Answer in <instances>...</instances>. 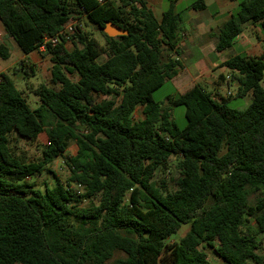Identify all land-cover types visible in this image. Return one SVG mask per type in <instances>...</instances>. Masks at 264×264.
<instances>
[{
    "label": "trees",
    "instance_id": "1",
    "mask_svg": "<svg viewBox=\"0 0 264 264\" xmlns=\"http://www.w3.org/2000/svg\"><path fill=\"white\" fill-rule=\"evenodd\" d=\"M177 1L157 20L144 0H0V23L24 54L45 44L53 85L34 89L40 105L31 108L11 75L34 76V65L20 60L13 73H0V264H213L202 244H216L224 264H264L257 238L264 234V53L222 63L236 83L233 97L251 95L244 109L200 84L168 95L166 105L156 101L153 91L180 66ZM231 1L237 8L219 30L217 52L244 24L264 28V0ZM204 8L203 0L189 6ZM71 19L78 20L71 49L63 37L45 43ZM108 21L128 34L107 36ZM82 27L99 30L105 46ZM9 55L1 42L0 58ZM179 105L183 128L172 119ZM43 131L41 159L18 160L10 136L35 140ZM59 157L69 169L65 182L46 167ZM172 161L177 188L166 191L153 176ZM43 172L55 182L41 189L34 178ZM183 224L187 232L168 241ZM116 251L125 256L113 259Z\"/></svg>",
    "mask_w": 264,
    "mask_h": 264
},
{
    "label": "rangeland",
    "instance_id": "2",
    "mask_svg": "<svg viewBox=\"0 0 264 264\" xmlns=\"http://www.w3.org/2000/svg\"><path fill=\"white\" fill-rule=\"evenodd\" d=\"M165 3V9L168 8L169 6V0H163ZM195 0H181L176 8L178 11L181 12L182 15V22L180 23V31H179V45L180 48L184 49L182 46V43L186 40L182 36V31H185L188 33L189 31V23L192 24L194 21H205L207 18H209L208 15H205V13L200 12V11H194L191 13H195L193 16H189V6L194 2ZM164 9V10H165ZM207 13L211 14L212 10H208ZM188 18V22L184 23V21ZM190 18V19H189ZM83 22V20H82ZM81 22V23H82ZM82 29L87 32L91 37L96 39L99 44L104 47L105 42L102 34L100 33L99 30L96 28H90V27H82ZM190 33V31H189ZM9 39L13 42L14 47L12 45H9ZM4 42L7 45H9L10 48V57L8 59H1L0 58V69L8 68L6 71L11 74L13 73V68L16 65V61L18 60V53L17 51H20L18 46L15 44L13 39L5 34V31L0 24V43ZM16 47V48H15ZM66 47L68 49L72 48V43L69 41L66 43ZM184 56L183 62H185L187 65H190L191 62L196 58L197 53H194L193 50L187 51ZM236 54H242L241 51L236 47L235 44L232 45L231 48L226 49L222 52H219V57H213V61L220 60L223 58H230L233 55ZM36 61H33V59ZM105 59V55H102L98 58L99 62H102ZM28 61H32L36 63V73L32 77H25L23 78V74L21 72H15V74H12L11 76L14 78L15 83L17 87L23 91L24 96L27 99L28 104L30 105L31 108H36L40 105V100L39 98L33 93L34 89L38 87L40 84H46L49 86H53L50 82V69H51V61L49 56L46 54V52H41V53H34L31 58H28ZM11 65V66H10ZM217 81L220 83H224L223 80H219L217 78ZM234 81H230L229 83L231 84V92L232 94L230 95V100L228 101V106L232 108H237V109H244L247 105V102L250 101L249 98L243 97H233L236 91V87L234 84H232ZM203 84H206L205 81H202ZM220 90L223 93L227 92V86L226 85H221ZM177 94V88L176 85L168 80L164 82V84L153 91L152 97L159 102H165L166 105V97L168 95H176ZM221 95V94H219ZM219 95H217V98H219ZM135 119H138L141 117V106H137L135 109L134 113ZM172 119L174 122L177 124L178 127L183 128L186 125V118H185V107L182 105L175 106L172 108ZM47 143V136L46 133L43 131L41 132L38 137L35 140H26L23 138H20L18 136H10L9 138V146L14 154V156L20 160L21 162H37L41 159V151L44 148V146ZM68 155H75L77 152V146L73 140L68 141L67 145V150H66ZM175 161H172L171 163L168 164L167 167H158L155 170L153 180L157 185H160L165 189L166 191H174L177 186L175 184V177L176 175L173 174L172 169L175 168ZM48 169H50L55 177L60 179L61 181L65 182L68 175H69V169L67 165L63 162V158L59 157L55 159L53 162L49 163L46 166ZM54 175L49 173V172H43L40 176L37 178H34V180L37 183V187L43 189L45 185H51L55 182ZM250 202L253 200V196L249 198ZM83 203H87V200H84ZM250 225L255 227V224L253 222H250ZM189 225L183 224L181 225L180 229L176 234H173L168 241H173V240H178L180 237H182L188 230ZM258 240L260 241V246L258 252L260 254L264 255V234H259L257 236ZM199 248L207 255V258L209 261L213 264H224V261L219 258V256L216 254L215 249H216V244L213 246H209L206 244H202L199 246ZM125 254L122 251H116L113 255V259L117 257H124ZM112 260V259H111ZM111 260L108 262L109 264L111 263Z\"/></svg>",
    "mask_w": 264,
    "mask_h": 264
},
{
    "label": "crops",
    "instance_id": "3",
    "mask_svg": "<svg viewBox=\"0 0 264 264\" xmlns=\"http://www.w3.org/2000/svg\"><path fill=\"white\" fill-rule=\"evenodd\" d=\"M144 1L146 2L147 7L152 11L154 17L157 20H160L166 6L164 1L163 0H144ZM180 1L181 0H178L175 5V10L177 12H180L176 8L177 4ZM203 1L205 3V8L198 11L205 13V15H208L209 18H207L205 21L196 20L192 24L189 23L190 33L189 31L188 33L182 31V36L184 37V39H186L182 43L184 49L180 48L181 54L175 56L177 59H179L180 66L177 70L176 75L170 81H172L176 85L177 93L189 89L194 84H200L207 91H210L212 95L215 97V99L218 100L219 98H217V95L221 94L219 95V97L227 96V92L231 91L232 87L231 84L226 80L224 81V83H220L217 81V78H219V76L221 75L225 76L227 74L229 75L231 74L229 73V71L225 66H222V63L226 60V58L213 61V57L215 56L219 57V52L215 50V44L217 42V36L220 28L222 27L224 22L230 17V15L236 10L237 3L236 1H231V0H203ZM209 9L212 10L211 14L207 13ZM194 11L195 10L190 9L189 10L190 14L188 17L193 16L195 13L193 14L191 12ZM188 21L189 20L187 18L184 21V23L185 22L187 23ZM233 44L236 45V47L241 51L242 54H246L250 56L261 55L262 53H264V28H261L258 23L244 24L242 32L234 40ZM9 45H12V47L15 46L13 45L11 39H9ZM9 45L7 46L9 47ZM191 50H193L194 53H197V56L193 60V62H191L190 65H187L185 62H183L184 56L187 55L185 54L187 51L189 52ZM41 52H45V51L39 49L32 51L28 54H24L21 50L17 51L16 53H18L19 58L16 61V63L20 60H23L26 63L34 65V69L36 73L37 70L36 63L32 61H28V58H31L34 53H41ZM47 55L50 58V55L49 54ZM33 61L36 60L33 59ZM7 68L3 67L2 69H0V73L1 72L8 73L6 71ZM23 78L25 77L23 76ZM202 81H205L206 84H203ZM232 84L236 86L235 82H232ZM221 85L227 86L226 93H223L220 90ZM244 97L250 99V101L247 102L246 104L248 106V104L251 102L250 93H247Z\"/></svg>",
    "mask_w": 264,
    "mask_h": 264
},
{
    "label": "built area",
    "instance_id": "4",
    "mask_svg": "<svg viewBox=\"0 0 264 264\" xmlns=\"http://www.w3.org/2000/svg\"><path fill=\"white\" fill-rule=\"evenodd\" d=\"M99 4H103L106 0H96ZM76 25H78V20L77 19H71L69 20L63 27L62 29L57 33L56 36L54 37H49L45 39V43H49L51 46H55L60 37H63L66 39L68 42L70 40V36L76 31ZM40 50L44 51L45 50V44H42L39 48ZM231 75L227 74L225 75V80L227 82L231 81ZM232 94L231 91L227 92V96H230Z\"/></svg>",
    "mask_w": 264,
    "mask_h": 264
},
{
    "label": "water",
    "instance_id": "5",
    "mask_svg": "<svg viewBox=\"0 0 264 264\" xmlns=\"http://www.w3.org/2000/svg\"><path fill=\"white\" fill-rule=\"evenodd\" d=\"M102 31L109 37H117L128 34V31L126 29L111 21L105 23L104 27L102 28Z\"/></svg>",
    "mask_w": 264,
    "mask_h": 264
}]
</instances>
